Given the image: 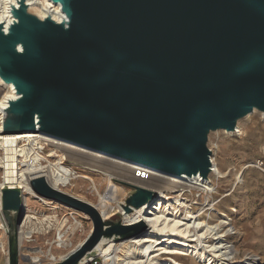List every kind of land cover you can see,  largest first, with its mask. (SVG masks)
Wrapping results in <instances>:
<instances>
[{
  "label": "water",
  "instance_id": "obj_1",
  "mask_svg": "<svg viewBox=\"0 0 264 264\" xmlns=\"http://www.w3.org/2000/svg\"><path fill=\"white\" fill-rule=\"evenodd\" d=\"M41 17L27 0L0 20V79L16 97L2 108L6 135L44 133L182 177L211 179V137L264 117V0H51ZM37 197L90 216L91 233L56 264H81L102 239L128 241L145 222L105 220L91 203L30 181ZM123 210L158 199L131 184ZM8 264L22 252V188L5 186Z\"/></svg>",
  "mask_w": 264,
  "mask_h": 264
},
{
  "label": "bare ground",
  "instance_id": "obj_2",
  "mask_svg": "<svg viewBox=\"0 0 264 264\" xmlns=\"http://www.w3.org/2000/svg\"><path fill=\"white\" fill-rule=\"evenodd\" d=\"M27 2L30 9L41 17L50 14L55 19L60 20L64 16L61 5L51 0H27ZM13 3L17 5L18 0H0V20L8 23L12 21L10 5ZM45 3L46 6L42 8L41 6ZM54 6L57 8L54 9ZM3 86L8 92L5 93ZM15 97L16 91L13 86L5 84L0 79V151L3 152L0 157V165L4 170L0 181V191L5 186H12L20 187L26 193L36 195L32 190L30 181L37 176L45 177L47 182L63 192H66L63 188L68 185H73L75 191L79 183H74V180H79L78 178H84V176H77L72 169L61 166L66 158L72 157L71 159L79 163L83 162L93 167H99L107 173L108 177H112V173H116L122 180H129L138 186L152 189L158 195L156 201H150L141 208L135 209V212L128 214L123 210L122 205L124 203L119 201L122 196V187L120 186L117 189L110 188L106 196H101L100 203L97 205L89 201L99 209L105 220H110L113 217V214L108 213L111 207L107 208L111 205L110 201H113L112 203L115 204L118 211L124 215L125 223L145 222L149 226L143 235L129 240L143 247L140 254L137 255L136 251L130 249L125 259H122L119 255L120 248L114 249L118 246V242L102 239L95 251L104 257L107 264H237L234 259L238 250L228 240L230 236L235 234L236 229L228 221V214L217 208L215 201L211 203V197L219 193L213 183L222 174L218 170L214 157H212L214 166L211 179L205 180L200 176L188 178L156 170L50 134L6 135L1 132L4 123L1 110L7 106L9 99ZM259 114L264 121L263 115ZM253 115L254 113L251 114V116ZM242 133L243 124L240 122L236 132L228 133V135L236 136V134L240 135ZM46 147H50L51 150L57 148L63 152L65 151L66 157L61 156V163H48L43 151ZM73 155L76 157L74 158ZM45 162H47L46 165ZM244 182V171L240 170L236 175L235 187ZM79 188L81 190L82 185ZM193 189L200 192L202 202L210 205L206 204L205 208L208 207L211 216L212 214L221 216L222 220L219 224L205 223L202 221L201 215L194 213V206L192 203L190 204L187 198H184L186 191L191 192ZM77 197L86 200L85 197H80L78 194ZM24 199L25 206H27L28 199L26 196ZM175 210L177 212L174 217ZM179 210L181 211L180 215H178ZM72 216L73 229L76 231L82 227V223L76 219L74 214ZM29 217L28 215L27 220ZM67 223L68 220L66 219L57 227L59 229L57 245L59 246L70 245L68 243L69 238L64 239L66 232L62 233V228ZM210 238L214 240V243H209L208 239ZM162 254L168 259L160 258ZM49 255L50 260L56 259L51 251ZM40 259V255L32 257L34 263L39 262ZM260 261L261 258L250 256L240 264H260Z\"/></svg>",
  "mask_w": 264,
  "mask_h": 264
},
{
  "label": "rangeland",
  "instance_id": "obj_3",
  "mask_svg": "<svg viewBox=\"0 0 264 264\" xmlns=\"http://www.w3.org/2000/svg\"><path fill=\"white\" fill-rule=\"evenodd\" d=\"M44 6H46V3L41 7L44 8ZM53 8L56 9L57 7L54 6ZM3 90H5V93L8 92L4 86ZM241 122L243 124L242 134L232 136L228 135V133L221 132L218 136L211 137L210 139V146L213 149L212 157L215 158L219 172H222L213 183L217 192L220 194L218 193L212 196L211 203L215 201L217 208L223 210V213L228 214V221H230L236 229L235 234L228 238L229 242L238 250L234 262L240 264V262H244L251 256L261 258L260 264H264V165L258 164L259 161L264 162V121L259 113L254 112L253 116ZM43 151L48 163L58 164L61 163L62 155L66 157V152L57 148L51 150L50 147H46ZM2 154L3 152L0 151V157ZM73 157L75 158L76 156L73 155ZM71 158H66L61 166L72 169L77 176L82 175L84 178L74 180V183H79L75 191L73 190V185L65 186L63 190L67 193L76 197L78 194L80 197H85V201H90L97 205L100 203L101 196H106L110 188L117 189L119 186L122 187V196L119 198V201H122L124 204L129 195L135 191L134 187L130 185V183L135 184L132 181L122 180L116 173H112L113 176L111 175L112 177H108L107 173L99 167H93L83 162L79 163ZM46 164L47 162H45V165ZM240 170L244 171L245 182L243 184L239 183L235 187L236 175ZM3 171L0 165V181L2 180ZM147 184L149 183L147 182ZM81 185L82 188L79 190V186ZM185 194L184 198H187L190 204L192 203L194 206V213H196V215H201L203 222H210V224L213 225L219 224L222 220L221 216L210 215L207 209L208 207L205 208L208 203H204L200 200L202 196L199 191L193 189L191 192L186 191ZM25 196L28 199L26 214L29 216L31 214L40 216L42 209L39 208V204L35 201L34 196L36 195L25 192ZM110 200L109 198V201ZM110 202L111 205L107 206V208L111 207L108 213L110 215L113 214L110 220H121L124 222V215L118 211L115 204L112 203L113 201ZM47 204L49 207V212H47L48 217L44 218L48 220L46 222L49 227H51L50 238L54 241L58 240L59 229L57 227L67 219L68 223L62 228V233L66 232L64 239L69 238L70 240L68 239V243L70 245L59 246L57 245V241L55 246L51 249L56 259L50 260V250L37 252L36 250H32L30 246H27L28 244L26 241H22L21 246L24 254L31 256V258L36 255L41 256L39 262H22V264H56L61 261V257H65L70 251L80 245L93 229L92 220L86 213L77 211L66 205L64 206L53 200H47ZM208 206L210 205L208 204ZM177 210L174 211V217L176 216ZM36 212L39 215L36 214ZM72 214L82 223V227L76 231L73 229ZM180 214L181 211L179 210L178 215ZM2 218H0V264H8V235L5 234L3 229ZM39 220L44 219L41 218ZM129 240L124 241L125 243L118 242V246L121 247L119 255L122 259H125L130 249L136 251L137 255L142 251L143 247L140 244ZM208 241L209 243H214V240L211 238L208 239ZM98 254L99 252L94 251L91 255L98 257ZM161 257L168 259L164 254H162L160 258Z\"/></svg>",
  "mask_w": 264,
  "mask_h": 264
},
{
  "label": "crops",
  "instance_id": "obj_4",
  "mask_svg": "<svg viewBox=\"0 0 264 264\" xmlns=\"http://www.w3.org/2000/svg\"><path fill=\"white\" fill-rule=\"evenodd\" d=\"M34 198L36 203L39 204V208L42 209L40 213L41 215L37 216L35 214L34 215L31 214L28 220H27L28 215H26L25 223L20 229L21 230L20 235L21 237H23L22 241L23 242L26 241L28 244L27 246H30L32 250H36L37 252L43 250L51 251V249L55 246L58 240L54 241L52 240V238H50L49 235L51 234V227H49L48 223L46 222L48 220L44 218V217H48L47 212H49L47 199L40 198L37 196H34ZM36 211L38 212L37 209ZM37 212L36 214H38ZM41 218L44 220H39ZM3 229L5 231V234L8 235L10 231L8 229V226H5ZM118 248H120L119 251H121L120 246H117L115 249L117 250Z\"/></svg>",
  "mask_w": 264,
  "mask_h": 264
},
{
  "label": "built area",
  "instance_id": "obj_5",
  "mask_svg": "<svg viewBox=\"0 0 264 264\" xmlns=\"http://www.w3.org/2000/svg\"><path fill=\"white\" fill-rule=\"evenodd\" d=\"M2 132V131H1ZM258 164H261L262 166L264 165V162L259 161ZM24 191V190H23ZM2 190L0 191V215L3 217L2 218V225L3 227L7 226L6 220L4 218V215H2V199H1V193ZM25 194V191H24ZM98 257L92 256L91 254L83 259V262L81 264H107L106 260L104 257L100 254H98Z\"/></svg>",
  "mask_w": 264,
  "mask_h": 264
}]
</instances>
